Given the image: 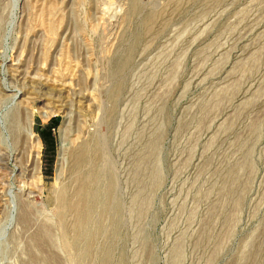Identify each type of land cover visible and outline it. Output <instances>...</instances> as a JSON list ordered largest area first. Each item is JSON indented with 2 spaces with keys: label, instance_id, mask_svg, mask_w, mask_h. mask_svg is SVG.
Returning <instances> with one entry per match:
<instances>
[{
  "label": "rangeland",
  "instance_id": "rangeland-1",
  "mask_svg": "<svg viewBox=\"0 0 264 264\" xmlns=\"http://www.w3.org/2000/svg\"><path fill=\"white\" fill-rule=\"evenodd\" d=\"M0 95V264H264V0H0Z\"/></svg>",
  "mask_w": 264,
  "mask_h": 264
},
{
  "label": "bare ground",
  "instance_id": "bare-ground-1",
  "mask_svg": "<svg viewBox=\"0 0 264 264\" xmlns=\"http://www.w3.org/2000/svg\"><path fill=\"white\" fill-rule=\"evenodd\" d=\"M4 84V83H3ZM30 86V85H29ZM1 94H3L5 97H7L6 96V93H8V92H12V91H9L8 89H7V86H6V89H2L1 90ZM9 94H11V93H9ZM8 94V95H9ZM1 96V95H0ZM23 97H24V95H22V93H20V92H17L16 94H14V95H12L10 98H9V100H7V103L9 104V106L10 107H12V106H18V105H20L21 106V108H22V105L21 104H23L25 101H24V99H23ZM6 100V99H5ZM28 100V99H27ZM33 102V101H32ZM32 102H30L32 105H33V103ZM27 103H28V101H27ZM29 103V104H30ZM26 104V103H25ZM25 106V105H24ZM27 107H28V105H26ZM31 107V106H30ZM30 111H31V109H29ZM33 115V112L31 111V113H30V116H32ZM32 124V123H31ZM31 124L29 125V128H30V126H31ZM28 134L29 135H31L32 133H31V130H28ZM97 149V148H96ZM4 157H5V155H3ZM78 156V155H77ZM1 157V156H0ZM84 157V152L82 151L81 153L79 152V156H78V158H80V159H82ZM3 159L2 158H0V161H2ZM10 161H11V159H9V158H7V159H5V161H2V162H5L4 163V166H5V168H7V166L9 165L8 163H10ZM15 172V168H13L12 169V172L11 173H14ZM12 175V174H11ZM6 176V175H5ZM7 178V177H6ZM1 180V179H0ZM114 180V179H113ZM84 188V187H83ZM102 188V187H101ZM102 190V189H101ZM19 191V190H18ZM21 192V191H20ZM19 192V193H20ZM107 192V191H106ZM114 193V192H113ZM29 194V193H28ZM28 194H27V196H28ZM114 198V197H113ZM111 200V199H110ZM75 204H77V203H75ZM78 205V204H77ZM109 205V204H108ZM76 209V208H75ZM82 211V210H81ZM83 214V213H82ZM93 215V214H92ZM80 216V215H79ZM87 216V215H86ZM83 217V216H82ZM81 217V218H82ZM95 217V216H94ZM94 219V218H93ZM81 220V219H80ZM83 221H85V220H83ZM99 223V222H98ZM79 226V225H78ZM85 227V226H84ZM78 229V228H77ZM83 235V234H82ZM92 236V235H91ZM92 240H93V238H92ZM67 246V245H66ZM66 248V247H65ZM68 248V247H67ZM70 250V249H69ZM72 253V252H71ZM74 257V256H73Z\"/></svg>",
  "mask_w": 264,
  "mask_h": 264
}]
</instances>
